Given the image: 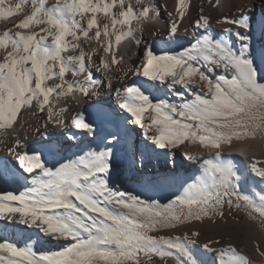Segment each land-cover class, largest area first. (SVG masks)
Segmentation results:
<instances>
[{
    "label": "snow or ice",
    "instance_id": "snow-or-ice-1",
    "mask_svg": "<svg viewBox=\"0 0 264 264\" xmlns=\"http://www.w3.org/2000/svg\"><path fill=\"white\" fill-rule=\"evenodd\" d=\"M26 3L28 0H0V19L19 15ZM117 3L122 11L119 16L112 15L111 27L121 26L120 34L115 35V43L119 45L122 36L132 34L130 30L125 32L123 26L129 25L132 19L148 18V6L135 13L131 5L125 9L124 0H111V3L56 0L51 7H46L45 0H31L30 14L15 25L16 29L28 30L27 33H13L9 28L0 34V48L11 49L6 62L0 63V129L12 128L21 108L31 107L33 100L40 111H44L53 93L59 96L75 90L87 96L90 90H95L98 81L90 72L83 83L64 80L69 71L73 76L88 71L85 56L89 62L91 60V54L83 50L78 56L62 55L78 47L66 37L79 41L82 34L91 39L89 31L93 28L96 29V39L100 38L102 31L106 37L115 34L109 33L108 24L101 28L96 14L102 11L109 16V10ZM178 4L183 5L184 0H178ZM177 11L182 18L180 7ZM88 13L92 15L87 16ZM85 19L87 27L81 23ZM225 22L247 29L241 20L225 18ZM195 26L204 29L205 33L189 48L177 54L159 55L146 49L145 62L131 71L148 81L181 85L184 89L203 82L207 88L204 95L196 94L190 100L179 95L178 104L164 100L154 103L135 85L124 90L121 107L146 133L152 132L151 143L159 149L171 150L185 141H199L207 149L219 150L222 144L231 143L234 138L254 137L264 124V84L258 82L257 68L252 61L244 58L248 52L247 36L235 32L236 39L242 44L241 54L237 55L230 41H218L207 34L210 30L207 18L201 17ZM36 28L40 31H35ZM176 32L177 21H173L170 35L175 36ZM225 33L232 35V30L225 29ZM49 37L51 43H48ZM109 48L110 43L105 51ZM201 60L209 70L222 67L231 71V78L218 75L215 80L210 79L201 67L195 66ZM101 63L102 68L98 67V71L109 67L107 63ZM112 63L116 60L113 59ZM54 77H58L60 83L48 86L46 81ZM195 77L199 78L198 81ZM115 91L121 94L120 88ZM48 113L51 120L50 107ZM72 123L77 129L94 134L92 125L85 122L83 114H77ZM108 143L112 141L108 140ZM18 147H22L20 141L10 151ZM56 150L58 145L49 146V151ZM17 155L24 172L32 174L36 169L39 172L30 176L31 187L19 195L11 192L0 195V220L36 228L51 239L71 240L72 243L61 251L51 252L0 243V264H142L145 258L151 260L154 256L161 260L178 256L183 257L179 264H197L192 252L195 242L188 235L165 237L149 233L175 228L186 221L210 218L211 215L223 217V204L227 202L231 206L233 195L264 218V205L257 206L249 197L238 194L241 177L229 161L220 159L219 151L216 152V163L212 165V183L202 180L189 185L182 195L163 208L130 193L109 188L106 177L112 156L110 148L89 152L52 169L44 166L38 154ZM251 172L264 181V166L257 167L252 163ZM236 206L240 207L239 204ZM192 236H199V233L194 232ZM204 248L207 249L208 245L205 244ZM229 253L224 264H248L235 249H230Z\"/></svg>",
    "mask_w": 264,
    "mask_h": 264
},
{
    "label": "bare ground",
    "instance_id": "bare-ground-1",
    "mask_svg": "<svg viewBox=\"0 0 264 264\" xmlns=\"http://www.w3.org/2000/svg\"><path fill=\"white\" fill-rule=\"evenodd\" d=\"M13 2H18V0H13ZM45 2L46 7H51L56 3V0H45ZM71 2L72 0H68V3ZM100 2L111 3V0H100ZM124 5L125 9L131 5L135 13L142 11L144 6H148L150 11L148 18H141L139 21L132 19L129 25L123 26L125 32L130 30L132 34L131 36H122L119 45L115 43V35L120 34L121 26L117 25L116 29L111 27L112 15L119 16L122 11L118 3L109 10V16L106 17L102 11L96 14L101 28L104 24H108L109 33L115 34L106 37L102 31L100 38L96 39V29L93 28L89 31L91 39L84 38L82 34L79 41L73 40L72 37H66L67 41L76 43L78 47L74 50L70 49L62 55L78 56L83 50L85 53L91 54V60L89 62L88 56H85V65L88 71L76 76H73L69 71L65 74L64 80L83 83L90 72L98 81L95 90H90L87 96L75 90L70 94L59 96L53 93L50 95L49 104L45 106L44 111H40L36 101L33 100L31 107L21 108L12 128L0 129V195L7 192L19 195L20 192L31 187L30 176L39 172V169H36L32 174L24 172L17 153L20 155L38 154L44 166L52 169L60 164L76 160L79 156H85L89 152L106 151L108 148L118 145V141L122 139L125 146L123 149L121 148L120 153L112 154L109 160L110 170L106 177L108 186L113 191L130 193L144 199L149 204L155 203L163 208L177 196L182 195L189 185L202 180L209 184L212 183L214 175L212 165L216 163V152L219 151L220 159L229 161L233 170L241 177L240 186L237 189L238 194L249 197L257 206L264 205V190L259 187H255L254 190L246 187L252 163L258 164L259 160L264 158V124L261 125V129L256 131L254 137L240 140L234 138L231 143L222 144L219 150L207 149L199 141H185L175 149L163 150L156 148L151 143L149 137L152 132L146 133L140 125L133 122L134 118L130 113L121 107L124 90L132 85L139 87L154 103L164 100L178 104L179 95H184L189 100L193 99L196 94L204 95L207 88L203 86V82L189 85V89H184L181 85L172 86L167 82L161 84L159 81H148L145 77L136 76L131 71L145 62L146 49H151L159 55L177 54L189 48L197 38L205 33L204 29L195 26V22L201 17L209 20L210 30L207 34L218 41H230L232 50L237 55L241 54L242 44L236 39L235 32L240 31L247 36L248 52L244 58L252 61L257 68L258 82L264 84V0H219V3L217 0H184L183 5H179L178 0H140V2L124 0ZM178 7L183 12L182 18L177 11ZM30 12L31 0H28L24 11L19 15L0 19V34L9 28L13 33L16 31L27 33L28 30L16 29L15 25ZM86 15L91 16L92 14ZM225 18L241 20L246 23L247 29L227 23ZM173 21H177L175 36L170 35V26ZM81 23L87 27L86 19ZM225 29H231L232 35L226 34ZM35 31L39 32L40 29L36 28ZM51 40L52 38L49 37L48 43H51ZM109 43L111 48L106 52L105 48ZM10 50V48H0V63L6 62L5 58ZM113 59L116 60V63H112ZM102 61L109 67L98 71V67L102 68ZM203 64L204 62L201 60L195 66L201 67V70L212 80H215L218 75H224L227 78L232 76L231 71H225L222 67H214L213 70H209ZM28 66L30 67V64ZM194 79L198 81L199 78L195 77ZM56 83H60L58 77L46 81L48 86ZM117 88L121 89L120 95L115 91ZM94 103L107 105L108 115H112V120L99 119L97 121L92 118L91 114L84 113L85 122L92 125L94 134L77 129L72 123L73 118L77 114H81L84 108H88ZM49 107L53 113L51 120H49ZM108 140H111L112 143H108ZM17 141H20L22 147L10 151L16 146ZM80 141L86 142V144L80 146ZM60 144L66 146L65 150L60 149ZM50 145H58V150L49 151ZM78 148L80 149L77 150ZM67 149H72L75 153L71 158L63 159ZM1 171L3 172L2 176ZM232 201L231 206L227 202L223 204L222 211H227L225 212L227 215L223 217L218 215L213 223L209 222L208 217H204L201 220L186 221L183 224H178L175 228L161 229L149 234L176 237V235L181 236L180 234L187 231L190 232L188 235L192 236V233H199L201 229L220 230L226 225H238L239 222L233 217L234 213H243L245 216L243 224L251 227L247 240L252 246H258V239L264 240V224L262 225L260 222L262 217L245 206V201L237 199L236 195L232 196ZM13 203L15 204V202ZM237 204L240 207H237ZM0 243H11L18 248L29 246L34 251L51 252L63 250L72 241L51 239L36 228L0 220ZM192 252L197 264H212L205 261L209 260L207 255L210 254H202L195 247L192 248ZM3 255L8 254L3 253ZM181 259L183 257L167 258L173 264H179ZM158 260L160 259L155 256L151 260L145 258L142 264H156Z\"/></svg>",
    "mask_w": 264,
    "mask_h": 264
},
{
    "label": "rangeland",
    "instance_id": "rangeland-1",
    "mask_svg": "<svg viewBox=\"0 0 264 264\" xmlns=\"http://www.w3.org/2000/svg\"><path fill=\"white\" fill-rule=\"evenodd\" d=\"M264 158H261L258 167L264 166ZM263 162V163H262ZM261 165V166H260ZM248 183V184H247ZM246 187L254 190L255 187H259L264 190V181H260L258 177H256L251 171L248 182H246ZM252 210L251 208H249ZM223 212V216L227 215ZM229 212V211H228ZM258 214V212H255ZM235 214V215H234ZM233 217L236 221L239 222L238 225H226L222 227L220 230H203L199 231V238H194L190 234V232H186L180 234L181 237L184 235H188L194 242V247L199 250L202 254H210L207 255L209 258H216V260L228 259L230 257L229 250L235 249L236 254L242 259L246 260L248 264H259V260L254 256L253 252L257 253V247L249 243L248 232H250V228L247 224H243L245 221V216L243 213H234ZM218 217V215H211L209 218V222H214V219ZM224 222V221H222ZM229 222V221H228ZM262 225L264 224L261 221ZM179 236V235H176ZM198 242V243H197ZM207 244L208 248L205 249L204 245ZM251 245V247H250ZM256 249V250H255ZM226 261V260H225ZM173 264L172 262L165 260H158L156 264ZM222 263V262H221ZM261 263V262H260ZM224 264V263H222Z\"/></svg>",
    "mask_w": 264,
    "mask_h": 264
},
{
    "label": "crops",
    "instance_id": "crops-1",
    "mask_svg": "<svg viewBox=\"0 0 264 264\" xmlns=\"http://www.w3.org/2000/svg\"><path fill=\"white\" fill-rule=\"evenodd\" d=\"M259 243L257 244L258 246L256 247H260V250L257 251V253L253 252L254 256L259 260V264H264V240L263 239H258ZM251 244V243H250ZM254 246V245H253ZM251 247V245H250ZM256 250V249H255ZM229 259V258H228ZM228 259H223V261H221L220 259L219 260H216V258H209V260H205V261H209L210 263L212 264H222L225 262V260H228ZM222 262V263H221ZM261 262V263H260Z\"/></svg>",
    "mask_w": 264,
    "mask_h": 264
},
{
    "label": "built area",
    "instance_id": "built-area-1",
    "mask_svg": "<svg viewBox=\"0 0 264 264\" xmlns=\"http://www.w3.org/2000/svg\"><path fill=\"white\" fill-rule=\"evenodd\" d=\"M260 220H261V221H263V219H262V218H260ZM261 221H260V222H261Z\"/></svg>",
    "mask_w": 264,
    "mask_h": 264
}]
</instances>
